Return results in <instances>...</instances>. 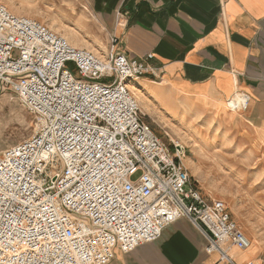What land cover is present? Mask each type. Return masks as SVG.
I'll use <instances>...</instances> for the list:
<instances>
[{"label": "built area", "instance_id": "built-area-1", "mask_svg": "<svg viewBox=\"0 0 264 264\" xmlns=\"http://www.w3.org/2000/svg\"><path fill=\"white\" fill-rule=\"evenodd\" d=\"M109 41L97 56L0 4V91L34 120L31 137L0 153V264H108L180 219L235 264L229 251L248 250L246 235L202 195L184 147L162 142L128 87L157 79L152 55L132 59L119 36ZM238 96L229 111L246 110Z\"/></svg>", "mask_w": 264, "mask_h": 264}, {"label": "crops", "instance_id": "crops-1", "mask_svg": "<svg viewBox=\"0 0 264 264\" xmlns=\"http://www.w3.org/2000/svg\"><path fill=\"white\" fill-rule=\"evenodd\" d=\"M52 1L61 7L55 14L69 21L74 34L99 32L106 53L115 33L127 57L152 55L149 64L157 69V79L138 80L153 105L146 103L145 117L191 118L201 149L205 136L221 128L264 153V0ZM240 94L249 97L246 110L227 113V101ZM205 247L202 234L180 219L156 241L127 254L116 251L108 264H227ZM229 255L235 264L263 262L258 249H230Z\"/></svg>", "mask_w": 264, "mask_h": 264}, {"label": "rangeland", "instance_id": "rangeland-1", "mask_svg": "<svg viewBox=\"0 0 264 264\" xmlns=\"http://www.w3.org/2000/svg\"><path fill=\"white\" fill-rule=\"evenodd\" d=\"M0 4L12 14L33 19L68 43L77 44L75 47H84L97 56L106 54L105 38L97 31L74 34L69 30L72 26L69 21L55 14L54 9L61 7L51 5L52 0H0ZM60 15L66 17V12ZM143 89L140 98L153 108L146 88ZM226 111L235 116L240 114L228 108ZM144 120L166 145L178 142L184 147V165L202 195L226 205L233 221L253 241L249 250L258 249L264 263V153L248 148L236 139V134L222 132L221 128L205 136L206 143L201 149L192 134L191 118L157 116ZM202 125L205 127V123ZM33 132V116L20 106L13 93L0 91V153L28 139ZM196 149L198 154H194Z\"/></svg>", "mask_w": 264, "mask_h": 264}, {"label": "bare ground", "instance_id": "bare-ground-1", "mask_svg": "<svg viewBox=\"0 0 264 264\" xmlns=\"http://www.w3.org/2000/svg\"><path fill=\"white\" fill-rule=\"evenodd\" d=\"M73 46V45H72ZM80 48V47H78ZM128 87L129 89L131 90V92L133 93V95L135 96V98L140 102L141 104V107H142V112L144 114H146L147 112V108H146V104L144 103V101L140 98V93L143 92V87L140 86L139 82L135 81V82H131L128 84ZM240 96L237 95V97L235 99H229L227 101V104L229 106L232 105L233 102H236V101H239L240 100ZM227 104H226V107H227ZM165 135L169 137V134L167 132H165ZM180 145V144H178ZM188 161V160H187ZM247 238V237H246ZM249 243H250V246L248 248V250L253 246V241L250 239V238H247Z\"/></svg>", "mask_w": 264, "mask_h": 264}]
</instances>
